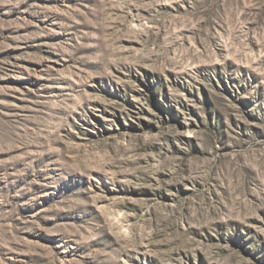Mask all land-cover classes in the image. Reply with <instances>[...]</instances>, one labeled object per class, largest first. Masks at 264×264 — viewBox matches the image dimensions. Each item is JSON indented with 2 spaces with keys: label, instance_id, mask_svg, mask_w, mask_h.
I'll return each mask as SVG.
<instances>
[{
  "label": "rangeland",
  "instance_id": "1",
  "mask_svg": "<svg viewBox=\"0 0 264 264\" xmlns=\"http://www.w3.org/2000/svg\"><path fill=\"white\" fill-rule=\"evenodd\" d=\"M0 264H264V0H0Z\"/></svg>",
  "mask_w": 264,
  "mask_h": 264
}]
</instances>
